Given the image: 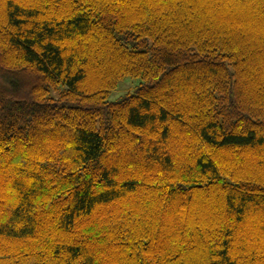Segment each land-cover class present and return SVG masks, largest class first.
<instances>
[{
  "label": "trees",
  "instance_id": "1",
  "mask_svg": "<svg viewBox=\"0 0 264 264\" xmlns=\"http://www.w3.org/2000/svg\"><path fill=\"white\" fill-rule=\"evenodd\" d=\"M0 264H264V0H0Z\"/></svg>",
  "mask_w": 264,
  "mask_h": 264
},
{
  "label": "rangeland",
  "instance_id": "2",
  "mask_svg": "<svg viewBox=\"0 0 264 264\" xmlns=\"http://www.w3.org/2000/svg\"><path fill=\"white\" fill-rule=\"evenodd\" d=\"M133 81L134 80L130 77L125 78V80L122 81L120 87L113 92L112 99H117L129 91H133L134 89Z\"/></svg>",
  "mask_w": 264,
  "mask_h": 264
}]
</instances>
